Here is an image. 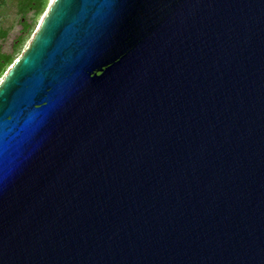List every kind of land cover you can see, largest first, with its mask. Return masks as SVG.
Segmentation results:
<instances>
[{"label":"water","instance_id":"1","mask_svg":"<svg viewBox=\"0 0 264 264\" xmlns=\"http://www.w3.org/2000/svg\"><path fill=\"white\" fill-rule=\"evenodd\" d=\"M0 264H264V0H52L0 81Z\"/></svg>","mask_w":264,"mask_h":264},{"label":"trees","instance_id":"2","mask_svg":"<svg viewBox=\"0 0 264 264\" xmlns=\"http://www.w3.org/2000/svg\"><path fill=\"white\" fill-rule=\"evenodd\" d=\"M48 4L49 0H0V16L8 6L15 7L16 12L21 15L19 22L22 25L20 33L13 44V51L4 53L0 49V77L6 71L7 67L16 60L15 53L20 51L21 46L31 33L38 17L46 10ZM8 33V28L0 26V39H4Z\"/></svg>","mask_w":264,"mask_h":264},{"label":"rangeland","instance_id":"3","mask_svg":"<svg viewBox=\"0 0 264 264\" xmlns=\"http://www.w3.org/2000/svg\"><path fill=\"white\" fill-rule=\"evenodd\" d=\"M51 1L52 0H49L48 7L38 17L37 22L35 23V25H34L32 31H31V33L26 38V41L21 46L20 51L15 53V55H14L15 56V59H17L18 57H20L21 54H22V52L27 48L30 40L32 39V37L34 36L36 30L39 27V24H40L41 20L43 19L44 15L46 14V12H47L50 4H51ZM29 15H31V13H29ZM20 16L21 15H19L16 12V8L15 7H9V6L6 9H4L3 14L0 16V26H3L4 28H8L9 29L8 35L4 39H0V49H1V52L10 53V52L13 51V49H14L13 44H14V42H15V40H16L17 36L19 35L20 30L22 28V25L19 22ZM11 65L12 64H10L7 67L6 71L0 77V81L4 78V76L8 72L9 68L11 67Z\"/></svg>","mask_w":264,"mask_h":264}]
</instances>
